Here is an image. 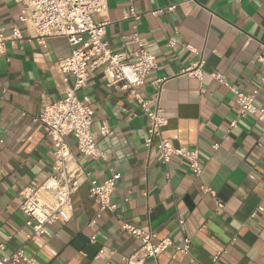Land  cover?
<instances>
[{
	"label": "crops",
	"instance_id": "1",
	"mask_svg": "<svg viewBox=\"0 0 264 264\" xmlns=\"http://www.w3.org/2000/svg\"><path fill=\"white\" fill-rule=\"evenodd\" d=\"M133 5L139 21L125 19L128 0H107L106 12L95 20L110 22L107 40L117 54L135 53L137 45L126 41L139 34L157 64L141 95L168 118L165 139L176 148L199 151L203 172L197 176L180 158L163 165L157 141L145 145L149 119L132 94L109 88L102 75L92 74L78 96L94 112L92 130L105 157L81 155L74 137L67 142L75 153L72 166H80L89 180L101 184L121 176L113 195L117 209L97 219L99 207L85 182L72 197L71 222L51 225L49 237L28 240L20 193L38 188L54 164L53 143L34 119L72 87L74 78L57 67L71 48L63 38L41 45L19 22L16 1L0 0V32L9 35L14 25L24 32V39L0 56V244L5 254L21 248L35 264H126L123 258L132 257L134 264H264V212L252 217L264 207V124L252 116L240 118L235 96L208 77L219 73L251 92L263 71L257 57L264 49V0H134ZM170 6L175 10L150 14ZM171 38L177 41L173 48ZM183 45L193 46L198 55ZM200 61L207 74L203 82L188 73ZM160 80L166 82L157 105L154 82ZM256 105L264 108V90ZM104 125L111 131L107 137L99 135ZM124 223L175 245L189 238L190 255L169 249L157 259L144 258L140 241L122 229Z\"/></svg>",
	"mask_w": 264,
	"mask_h": 264
},
{
	"label": "built area",
	"instance_id": "2",
	"mask_svg": "<svg viewBox=\"0 0 264 264\" xmlns=\"http://www.w3.org/2000/svg\"><path fill=\"white\" fill-rule=\"evenodd\" d=\"M19 6V22L26 27V31L33 33L41 45H45L50 38L65 39L71 54L57 63L58 69L64 75L74 78L72 87L66 92L63 99L47 104L41 114L34 119L44 129L46 135L53 143L54 164L48 178L38 188H24L20 197L22 205L20 210L26 217V226L31 232L28 240L50 236L49 227L56 223L68 224L72 220V197L85 183L89 182V194L99 207L97 219L104 212L114 213L117 206L113 203V195L117 189L121 176L114 174L111 178L99 184L89 180L80 166H72L75 153L67 142L68 137L76 140V150L83 156L93 160L105 157L97 143V134L92 130L94 112L87 100H81L78 93L89 83L92 74L102 75L109 88L122 87L128 90L135 101L141 106L149 119L148 137L146 147H151L157 141L159 160L168 166L174 158L186 160L189 167L200 176L203 167L200 162L198 150L176 148L173 143L163 137V129L168 126L169 120L163 116V111L151 108L150 101L143 99L141 88L145 85L151 72L156 69V59L146 48L145 43L135 31L127 39V43L137 45V50L131 55L117 54L112 51L107 40V27L110 22L104 20L96 22L95 17L101 16L107 10V0H15ZM131 4L125 19L139 21V15ZM240 2L242 0H235ZM175 6L158 9L150 14L159 16L165 12H172ZM31 35V33H30ZM24 39V32L18 25H14L11 33L6 35L0 32V56L8 52L9 45H15ZM177 44L174 38L168 42L173 48ZM188 52L198 55V51L191 45H183ZM132 58L133 61H129ZM263 67L262 75L250 93L232 86L221 74L210 73L208 77L224 85L236 99L239 108V117H254L264 124V108L256 105V100L264 90V49L257 57ZM204 61L194 64L188 71L189 75L203 82L205 76ZM166 80L154 82L158 89L156 103L159 104L162 87ZM236 126V121L232 127ZM107 125L101 127L99 135L107 137L110 134ZM4 140L0 135V144ZM219 145L213 146L217 150ZM169 178V175H167ZM264 189V186H263ZM264 212V207H258L252 214L257 217ZM95 225L96 221H92ZM122 229L131 237L141 243L140 252L144 258L157 259L160 255L174 249L183 255H190L191 240L184 238L180 245H175L170 239L159 240L153 231H144L134 225L124 223ZM11 239V237L9 238ZM96 237H92L94 243ZM5 245L0 244V264H35V260L26 256L23 249H17L13 254H5ZM220 256L215 257V261ZM126 264H134L132 258H123Z\"/></svg>",
	"mask_w": 264,
	"mask_h": 264
}]
</instances>
